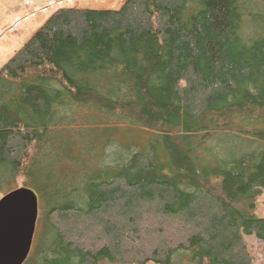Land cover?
Wrapping results in <instances>:
<instances>
[{"label":"trees","instance_id":"obj_1","mask_svg":"<svg viewBox=\"0 0 264 264\" xmlns=\"http://www.w3.org/2000/svg\"><path fill=\"white\" fill-rule=\"evenodd\" d=\"M20 177L24 264H252L264 0L58 10L0 69V196Z\"/></svg>","mask_w":264,"mask_h":264},{"label":"rangeland","instance_id":"obj_2","mask_svg":"<svg viewBox=\"0 0 264 264\" xmlns=\"http://www.w3.org/2000/svg\"><path fill=\"white\" fill-rule=\"evenodd\" d=\"M126 0H0V69L18 51L37 29L53 14L62 9L76 10H118ZM118 149L117 144L106 150L105 162ZM23 178L17 181L22 187ZM2 196H0V199ZM253 214L264 219V195L254 203ZM40 208L38 209V211ZM41 215L38 213L36 230L31 251L34 249L41 229ZM246 247L252 258V264H264V245L254 236L244 237ZM110 264V263H104ZM117 264V263H113ZM151 264V263H148Z\"/></svg>","mask_w":264,"mask_h":264},{"label":"water","instance_id":"obj_3","mask_svg":"<svg viewBox=\"0 0 264 264\" xmlns=\"http://www.w3.org/2000/svg\"><path fill=\"white\" fill-rule=\"evenodd\" d=\"M38 218V198L27 187L0 199V264H24L31 252Z\"/></svg>","mask_w":264,"mask_h":264}]
</instances>
